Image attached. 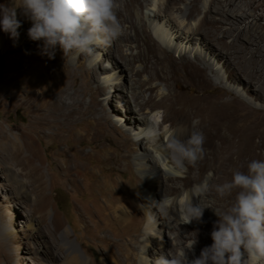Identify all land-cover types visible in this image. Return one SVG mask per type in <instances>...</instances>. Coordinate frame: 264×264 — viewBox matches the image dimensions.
<instances>
[{"label":"bare ground","instance_id":"1","mask_svg":"<svg viewBox=\"0 0 264 264\" xmlns=\"http://www.w3.org/2000/svg\"><path fill=\"white\" fill-rule=\"evenodd\" d=\"M182 1L184 0H164L157 5L156 9H149L146 20L141 18L138 23V17L147 9L149 0H121L119 19L123 26L130 22L133 34L124 31V34L111 46L97 47L96 49H100L101 52L98 51V55L89 63L87 54V57L85 54H80L75 63H68L67 55H63L58 46L55 58L49 59L47 55L42 54L43 44H40L25 57L14 58L12 73L8 71L3 82L0 83V109L12 105H16L18 110L22 106H32L27 108L32 115L30 122L33 124L31 126L33 129L31 130L41 131L43 137L49 139L79 144V149L72 147L70 151L59 150L54 153L59 160L56 166L57 174L77 192L84 188L86 195L94 198L92 206L83 205L78 210L81 222H114L121 228L120 239L115 245L121 253L119 257L123 256L127 262H132L134 259L137 235L141 233L139 226L144 217L147 222L146 233L153 234L158 243H155L157 250L152 251L151 247H154V244L147 238L143 240L140 250L142 255L151 254L154 259L168 252V246L162 247L160 233L163 229H171L170 239L174 252L177 251L180 239L185 237L179 232L183 228L186 230L187 237L196 238V244L202 250L205 246L211 245V231L218 220L216 214H211L213 206H208L204 209L201 220H195L200 224L192 229L184 223H171L177 222V219L170 214L178 215V211L181 213L183 200L179 205L175 203V200L171 205H169L170 199L165 200L163 204L169 213L161 215L156 200L161 199L164 193L174 194L179 191L174 185L179 175L168 172L166 161L158 160L159 151L153 153L148 150L146 147L148 139L145 136L140 143H134L130 139V133H128L130 128H126L127 125L131 127L130 123L138 124L140 128L134 131L140 130V134L143 135L149 124H153L143 113L145 107L151 110V112L147 111L149 114L164 110V123L186 125L190 130L197 129L203 132L205 130L209 133L205 143L208 147L206 157L197 167H189L187 178L183 183L184 187L200 181L207 171H212L214 175L209 182L210 185L231 179L234 170L246 171L247 163L256 157L257 147L264 146L262 142L258 144L252 141L253 138L264 139V109L235 95L236 90L233 93L222 86V90L217 93V88L212 86L213 81L206 73L208 69L213 70L208 56H221V59H225L229 58L228 55L235 54L242 74L240 78L243 79L244 76L245 80L252 84L256 80L259 81L261 85H256V91L260 94L259 100L264 101V64L259 65L261 56L264 58V50L260 52V44H264V26L262 28L257 26L264 18V5L260 3L261 0H250L246 9L241 4L247 0H211L205 20L192 24L191 20L200 12L199 0H193L188 7L178 12L177 5ZM9 2V5L15 4V0H9ZM16 3L19 6L22 0H16ZM212 12L224 16L227 21L230 20V27L225 31L234 38L231 43L226 42L224 36L218 35L219 31L225 34L222 29L223 21L208 16ZM147 20L151 22V26ZM4 34L5 32L0 28V47H5L7 42ZM242 40L243 44L240 47L238 43ZM202 43L205 47L203 51L200 47L192 48L189 45ZM123 44L130 48L135 44L137 53L125 52ZM106 48L111 51L105 52ZM252 48L254 51H250ZM247 51H250L249 59L245 57ZM99 57L107 60L110 67L98 62ZM94 61H97V64H94ZM138 63L140 66L137 67ZM143 73L149 74L147 79L141 77ZM229 77L234 83L235 79H240L232 74ZM122 78L130 83L127 89L121 83L109 82ZM219 80L223 83L221 78ZM158 81L169 90V93L160 100H156L157 86L153 85V82ZM106 84L111 86L108 93L110 101H114V97L120 98V92H124L125 97H129L128 103L135 105L115 109L123 113L119 114L121 119L118 120L125 122L126 125L123 126L126 131L115 127L121 131L123 141L112 161L117 166L129 165L126 152L132 153L131 145L139 147L142 154H137L136 159L141 160L142 174L146 179L131 175L129 179L120 182L121 176L116 179L108 175L84 187L79 181L91 172L86 163L90 155L84 152L83 145L88 139L92 140L91 145L95 144L98 133L110 125V115L97 98L108 89L109 85ZM239 84L241 85V80ZM146 92L150 93L148 98H145L143 94ZM216 93L217 96H215ZM87 96L91 99L90 103L85 101ZM68 100L73 102L69 103ZM111 111H114L112 107ZM170 111H172L171 114ZM131 113L138 116H127ZM221 120H229L230 126L226 129L222 128L219 126ZM46 128H56L61 131V134L58 133L57 137L53 132L46 134L44 132ZM115 128L113 130H116ZM26 129L20 125H14L7 131L0 125V160L3 166L0 170L9 169V176L12 178L21 179L20 175L30 177L33 181L27 187L28 191H36L43 195L48 181L44 180L40 166L34 165L37 156L28 150L31 138ZM160 143L161 152L164 143L162 138ZM146 159L149 165L146 164ZM109 161L110 158L106 156L97 157L100 168ZM161 166L162 169H160ZM161 172L162 174L159 175ZM138 184H143L149 192L139 195ZM191 194L192 190L188 192L187 199ZM205 196L212 198L213 202L218 204L216 207L221 210L227 208L231 202L230 198H218L214 191H210ZM205 196L201 199L202 205H204ZM140 197L145 200V207ZM197 202V198L193 197V203ZM176 204L180 209L175 208ZM5 206L16 209L10 202ZM47 208L48 203L43 200L41 216L52 215L54 222L56 215L50 208L47 211ZM15 216L16 214H13V217ZM23 217L28 218L31 231L41 233L33 226V217L28 213H24ZM179 218L182 221V217ZM163 219H168L169 222H159ZM157 224L159 231L155 229ZM55 229L57 230L56 227ZM173 230H177V234ZM13 232L18 234L16 229H9V233ZM35 246L37 250L34 253L43 254L50 264L62 258L59 252L50 254V251L52 252L50 248L40 251L41 245L35 244ZM21 249V245H18L17 251ZM66 249L74 255L73 259L77 264H86L84 260H80L70 242L66 244ZM143 260L145 261L141 264H149L146 258Z\"/></svg>","mask_w":264,"mask_h":264},{"label":"rangeland","instance_id":"2","mask_svg":"<svg viewBox=\"0 0 264 264\" xmlns=\"http://www.w3.org/2000/svg\"><path fill=\"white\" fill-rule=\"evenodd\" d=\"M192 1L193 0H184L180 2L177 5V8L179 9L178 12L188 7ZM163 2L164 0H149L147 9H145L138 17V23L140 22L141 18H144L146 20V13H149V9H156L157 5ZM210 2L211 0H199L200 12H198L196 16L191 20L192 24H197L198 22L205 20V14L208 12ZM249 2L250 0H247L241 5L243 6V8L246 7V9H248ZM9 3V0H0V4L14 6L9 5ZM260 3L264 5V0H261ZM249 12H251L250 9ZM123 13L125 14V12ZM208 16L223 21L222 29L225 34L219 31L218 35L220 37L224 36L225 41L231 43L234 38L228 31H225L230 27V20L227 21L224 16H221L215 12L210 13ZM17 17L22 25L21 28L18 29L20 33L19 39L14 42L13 39L10 38V34L5 33L4 35L7 39L6 45L5 47H0V83L3 82V79L6 77L8 71L12 73V63L14 58H23L30 52L34 51L35 47L40 44H43V41H32L29 38L27 33L28 29L32 26V22L25 15H23L22 9L19 7H17ZM147 23H149L151 26V22H148L147 20ZM156 24L159 25L157 22ZM257 26H259L258 28H262L264 26V18L260 23L257 24ZM124 31L133 34V29L131 28L130 22L124 25ZM245 39L247 40V38ZM193 43H196V41H193ZM242 44L243 40L241 41V43H238L240 47ZM189 45L192 48L200 47L202 51L205 48L204 43H202L201 45ZM135 47V44L132 45V48L126 46V44H123V50L128 53L133 52L134 54H136L137 49ZM263 47L264 44H260V52L264 50ZM106 49L107 50H105V52L111 51V49L109 48ZM98 51L101 52L100 49H96V53L88 57L85 54L88 63L91 62V60L95 59L96 55H98ZM250 51H254V48H252ZM250 51L246 52V59L250 58ZM79 55L80 54H75V52L69 53L67 55V62L75 63L79 58ZM228 56L229 58L226 57L225 59H221V56H208L210 57L209 59L212 64L213 70L208 69L206 73L207 76L213 81L212 86L217 88V93L218 91L222 90V86L226 87L225 89H228L231 92L233 91V93H235L234 90H236L237 93H235V95H239V97L244 101L251 103L256 107L261 106L264 109V101L259 100L260 94L256 91L257 86L261 85V83L256 80L254 81V84H252L249 81H246L244 76L243 79H241L240 77H242V74L239 70L238 60L235 59L236 55L233 54V56ZM191 57L194 60V56L192 55ZM259 60V65L264 64V58L262 56ZM97 61H100V63L104 64V66L110 67L107 60H104L102 57L97 58ZM97 61H94L93 63L97 64ZM138 66H140V63L137 64V67ZM207 66L209 67L208 64ZM230 74L235 75L236 78L240 79H235L236 82L234 83L229 77ZM102 75H104L103 77H105L104 73ZM148 75L149 74L147 73H143L141 77L143 79H147ZM219 78L222 79L223 83L220 82ZM240 80L241 85L239 84ZM109 82L121 83L126 89L130 87L129 81L123 78L121 80ZM153 85L157 86L155 90L156 100H160L163 96L169 93L167 87L159 81L153 82ZM110 90L111 86L109 85L108 89L102 92V94L97 97L98 101L102 102V105L105 106L106 111L110 115V125L104 127L98 133L95 144L91 145L90 142L92 140L88 139L83 145L84 152L90 155V158L86 161V163L91 172V174H87L84 178L82 177L83 179L81 181H79V183L84 187H86L88 184L93 183L96 179L101 180L104 177H108V175H110L111 178L116 179L121 176V179L119 180L120 182H124L125 180L129 179L131 175L137 176L139 177V179H146L145 176L142 174L140 166L141 160L136 159L137 154H142V151L139 150V147L131 145L132 153L126 152V154L128 155L129 165L122 164L120 166H117L112 161V158L116 154V150L120 149V146L123 141L122 133L118 129L125 130L123 125H126L123 120H118L121 119L119 114L121 115L123 113H120L115 109L124 108L128 106L133 107L135 105L128 103L129 97H125L126 93L124 92H120V98L114 97V101H110V96L108 95V93H110ZM70 92H72V89H70ZM217 93L215 96H217ZM111 94H113V91H111ZM143 94L145 98H148L150 95L149 92ZM85 101L86 103H90V97H85ZM68 102L72 103L73 100H68ZM28 107L32 106H22V108L18 110L16 108V105H12L11 107L0 109V125H2L3 128L7 131H9V128L13 127L14 125H20L23 129H26L25 127H27L26 132L31 138V143H28V150L30 152L35 153L37 156L36 161H34V165L40 166V169L42 170V173L45 177L44 180L46 182L48 181V183L46 184L47 189L43 195H40L36 191H28L27 187L30 186V183L33 181L30 177H23L20 175L21 179L12 178L9 176V169L5 168L3 170H0V264H50L48 260L43 257V254L39 255L34 253L35 250H37L35 244L41 245L39 247L40 251H44L43 249L45 248H50L52 250V252L50 251V254L59 252L62 255V258H60L56 262L54 261L53 264H77L76 260L73 259L74 255L70 254L66 249V244L68 242H70L74 246L77 255L80 257V260H84L86 264H131L132 262L134 264H141L143 263V261H145L143 260L145 258L148 260L149 264H151V261L153 264L155 261L153 255H142L140 250V246L143 244V240H146L147 238L154 244V247L152 246L151 250H157V248H155V243H158L157 240L154 239L153 234H147L145 231L147 226L146 217H144V219L141 221V225L139 226L141 233L137 235L135 245L136 250L132 262H127L123 256L119 257L121 253L115 243H117L120 239L119 233L121 232V228H119L114 222H81L78 210L81 209L83 205L92 206L94 198L92 196L86 195V189L82 188V190L77 192L71 185L67 184L66 181L63 180V178L59 177L56 171V166L58 165L59 160L54 155V153L59 150L70 151L72 147H74V149H79V144L72 143L70 141L66 143V140L60 142L58 139H49L43 137L42 133H40L41 131L37 132L35 130H31L33 129L31 127L33 126V124H31L30 122L32 115L27 110ZM111 107L114 111H111ZM147 111L151 112L148 107H145L143 113L144 115H147L148 118L154 124H157L159 126L163 143L164 137L166 136V133L169 131V129L174 128L179 124H171L170 122L164 123V110L156 111L152 114L147 113ZM171 113L172 111H170V114ZM127 116L138 115L131 113ZM130 124L131 127H129L128 125L126 126V128H130L128 130V133H130V139L134 143H140L144 135L140 134V130L138 131L139 133L134 131L140 128V126H138V124ZM230 124L231 122L229 120L219 121V126L224 129L228 128ZM116 126L118 129L115 128ZM114 128L116 130H113ZM44 132L46 134L49 132H53L56 134V137L58 133L61 134V131L56 128H46ZM204 134L206 136V139H208L209 133L204 130ZM131 140H129L130 143ZM252 141H255L258 144L260 142L264 143V139L253 138ZM160 145L161 143H158L156 145L153 144L150 140H148L146 147L149 151H152L153 153L156 151H159L160 153ZM205 148L207 149L208 147L205 146ZM256 153L257 154L255 159L264 160V146H260V148L258 146L256 149ZM99 156H106L110 158V161L108 163H105L101 168L98 166L97 162V157ZM145 162L148 165L150 164L149 162H147V159L145 160ZM1 164L2 161L0 160V169L3 167L1 166ZM165 164L168 165L167 161ZM160 169H162V166ZM166 169H168V167H166ZM161 174L162 172L159 175ZM213 177V172L207 171L204 176L200 179V181L191 184V186L189 187H184L183 183L187 178V173L179 175L177 180L174 182V185L178 188L179 191H176L174 194L164 193L161 196V199L159 200L161 201L163 199L164 203L165 200L170 199L171 201L169 205L172 204L173 200H175V203H177L178 205L180 204V201L183 200L184 204V202L187 200L188 192L191 191L194 186L203 183L206 179L208 180V182H210ZM137 189V193L139 195L144 192H149L148 188L145 187L143 184H138ZM210 197L205 196L204 205L209 207L213 206V208L219 209L218 207H216V205L218 204L213 202V199ZM43 200H46L48 203L47 211L50 208L56 215V219L54 220V222L52 219V215L50 217H47V215L46 217L41 216L40 212L43 209ZM159 200H156V202H160ZM140 201L145 207V200L143 199V197H140ZM8 202L14 205L16 209L6 208L5 205ZM177 204L175 208L180 209ZM213 208L211 209V214H215ZM26 212L31 217H33L32 224L41 233H34L29 229L28 218L23 217L24 213L27 214ZM13 214H16V216L13 217ZM170 216L177 219V222L171 223L183 224L179 218L181 216V213H179V211L178 215L171 213ZM159 222H169V220L163 219ZM199 224V222L193 220L187 225L192 229L193 227L198 226ZM156 226L157 227L155 229H158L159 231V225L157 224ZM55 227L57 228V230L55 229ZM9 229H16L18 234L14 232L9 233ZM170 230V228H165L160 233L162 239V247L168 246V251L172 250ZM173 232L177 234V230H173ZM179 232L183 233L185 237L180 239L179 245L176 248L177 251H179L182 247H187L190 241L193 240L192 237H187L188 235L184 228L181 229ZM18 245H21L22 247L19 252L17 251ZM200 251L201 248L198 247L196 244L194 246L195 257L199 256ZM192 258H194L193 253L189 252V259Z\"/></svg>","mask_w":264,"mask_h":264},{"label":"clouds","instance_id":"3","mask_svg":"<svg viewBox=\"0 0 264 264\" xmlns=\"http://www.w3.org/2000/svg\"><path fill=\"white\" fill-rule=\"evenodd\" d=\"M121 6V0H22L19 6L15 0L14 6L0 4V28L14 42L19 39L18 29L22 26L17 17L19 7L32 22L29 38L43 41L42 54L49 59L55 58L57 46L63 55L75 52L92 56L97 47L111 46L124 34L119 19ZM144 136L158 144L159 126L149 124ZM205 143L202 130L177 125L164 137L158 160L167 161L169 173L183 175L205 159ZM210 191L220 199H231L227 208H213L218 220L211 231V245L195 257L194 238L179 251L162 253L154 264H264V160H250L246 171L234 170L231 179L223 183L210 185L206 179L194 186L182 206V223L201 220L208 207L202 205L201 199ZM193 197L198 201L195 204ZM157 207L162 216L166 215L163 199L157 202ZM189 252L194 258L189 259Z\"/></svg>","mask_w":264,"mask_h":264}]
</instances>
